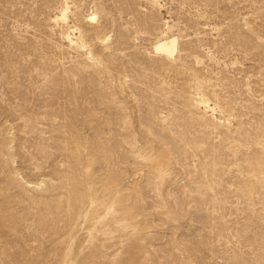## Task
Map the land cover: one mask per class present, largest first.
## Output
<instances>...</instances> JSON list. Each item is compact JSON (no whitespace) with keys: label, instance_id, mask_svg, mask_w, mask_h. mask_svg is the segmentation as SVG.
<instances>
[{"label":"rangeland","instance_id":"obj_1","mask_svg":"<svg viewBox=\"0 0 264 264\" xmlns=\"http://www.w3.org/2000/svg\"><path fill=\"white\" fill-rule=\"evenodd\" d=\"M153 1L0 0V264H264V0Z\"/></svg>","mask_w":264,"mask_h":264},{"label":"bare ground","instance_id":"obj_2","mask_svg":"<svg viewBox=\"0 0 264 264\" xmlns=\"http://www.w3.org/2000/svg\"><path fill=\"white\" fill-rule=\"evenodd\" d=\"M154 2V4H157L156 3V0H154L153 1ZM158 6V5H157ZM156 6V7H157ZM63 8H66V4H64L63 5ZM62 11H63V9H62ZM64 15V14H63ZM89 20L90 21H94L95 20V16H90L89 17ZM79 37H80V35H79ZM69 40V39H68ZM72 40V39H71ZM71 40H69V41H71ZM73 41V40H72ZM68 42V41H67ZM73 43H74V41H73ZM76 43H77V39H76ZM69 45H71V43L69 44ZM74 45H75V43H74ZM73 45V46H74ZM155 50L157 51V52H161V53H163V54H165L166 56H168V57H171L173 54H174V52H175V50H176V41L173 39V40H162V41H160V42H158L157 44H156V47H155ZM200 104V103H199ZM206 105V104H205ZM207 110V109H206ZM211 110V109H210ZM213 110V109H212ZM203 112V111H202Z\"/></svg>","mask_w":264,"mask_h":264}]
</instances>
